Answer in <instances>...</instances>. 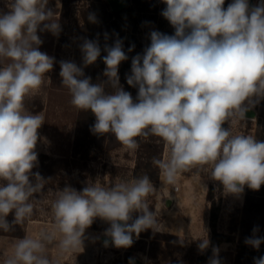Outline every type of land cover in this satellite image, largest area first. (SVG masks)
Wrapping results in <instances>:
<instances>
[{"label": "clouds", "instance_id": "9594fccd", "mask_svg": "<svg viewBox=\"0 0 264 264\" xmlns=\"http://www.w3.org/2000/svg\"><path fill=\"white\" fill-rule=\"evenodd\" d=\"M161 15L175 29L173 35L150 33V45L131 61L128 85L138 88L133 99L119 83L118 66L128 59L123 42L105 44L103 75L92 83L83 67L60 61L59 76L70 103L95 116L93 134H112L125 149L135 151L142 140L160 138L167 149L153 157L164 185L194 168L205 170L223 186L226 194H240L244 186L258 190L264 185V141L231 132V124L243 120L250 107L264 99V0L255 7L248 0H162ZM49 0H6L0 10V231L31 219L34 194L48 180L32 169L38 165L35 151L44 123L41 113L26 107L27 97L41 90L54 58L41 52L38 31L59 35L61 25L48 7ZM88 20L95 23L90 13ZM107 40L108 34L105 33ZM129 48V51L133 50ZM84 66L101 56L98 40L80 45ZM107 89H111L108 91ZM229 122V127L222 125ZM139 138V139H138ZM204 166H207L205 168ZM30 177L34 178L30 179ZM6 182V183H5ZM149 175L119 180L110 187L87 183L77 191L71 186L57 190L52 202L53 224L35 237L13 244V253L2 264H52L49 246L61 255L82 248L85 230L96 218L108 222L104 235L116 248L133 245V235L159 231L156 212L147 197L156 193ZM171 198V197H169ZM140 213L134 220L132 214ZM14 213L11 223L6 219ZM132 221L129 223V221ZM253 235L245 244L259 249L264 237ZM210 241L200 239L201 251ZM104 246H109L105 239ZM213 248L209 264H220ZM129 264H134L130 259ZM264 264V256L254 258Z\"/></svg>", "mask_w": 264, "mask_h": 264}, {"label": "rangeland", "instance_id": "374dc122", "mask_svg": "<svg viewBox=\"0 0 264 264\" xmlns=\"http://www.w3.org/2000/svg\"><path fill=\"white\" fill-rule=\"evenodd\" d=\"M232 0H225L224 8ZM6 0H0V10L7 11ZM130 10L119 17L112 16L109 6L104 0H70L64 16L65 22L59 35L51 32L38 31L43 43L39 46L41 52L53 57V69L45 75L41 90L25 100L26 107L33 113H41L44 123L38 129L41 137L35 151L38 153V165L33 173L39 172L48 180L41 193L34 194V213L31 219L20 225H13L10 232L35 237L42 229L53 224L51 204L56 199L57 190L71 186L77 191L87 183H100L110 187L119 180H130L133 177L149 175L156 193L147 197L150 210L156 212L159 221V231L147 229L129 248L105 247L100 236L110 227L94 228V222L102 223L96 218L85 230L83 246L74 252L61 255L55 247L49 246L46 254L52 264H129L130 259H137L134 264H209L213 257V248H218L220 264H254V258L264 256V243L259 249L245 244V239L255 233L264 237V185L258 190L244 186L240 194H226L219 181L213 180L208 172L194 168L182 173L175 185H164L160 179L159 169L152 163L153 157L162 158L167 153L164 142L158 137L142 140L135 151L124 148L112 134L98 135L90 130L95 123V116L90 111H82L71 103L67 88L62 86L59 76L60 61H72L83 67L86 76L92 78V83L106 80L103 75L106 65L103 63L105 44L111 46L116 39L123 42V50L128 59L118 66L119 83L123 89L131 93L135 100L138 88L128 85L126 77L131 74V61L137 54H143L150 45V33L159 31L173 35L175 29L162 15L166 4L162 0H128ZM48 7L59 16L62 12V0H49ZM92 13L96 22H90L88 15ZM116 22V23H115ZM116 27L117 30L110 28ZM105 33L108 34L107 40ZM84 39L98 40L101 56L91 65L84 66L80 45ZM132 51H129L130 47ZM111 91V89H107ZM264 102L262 99L255 106L254 116L237 119L231 124L233 135H251L264 141ZM229 122L222 127L228 128ZM259 131V132H258ZM260 133V135L258 134ZM139 139V138H138ZM207 168V166H204ZM33 179V177H30ZM6 183V182H5ZM250 192L249 203L245 204V196ZM171 197V203L166 199ZM140 213L134 212L132 220ZM6 219L11 223L14 213H9ZM132 221L130 220L129 223ZM210 241L206 250L198 247L200 239ZM218 239V245L212 241ZM11 240V239H10ZM242 250L252 251L250 263L249 253L241 263H236L234 254L237 245ZM11 249L13 245H8ZM12 250H0V264ZM205 255L202 261L198 258Z\"/></svg>", "mask_w": 264, "mask_h": 264}, {"label": "trees", "instance_id": "16d2710c", "mask_svg": "<svg viewBox=\"0 0 264 264\" xmlns=\"http://www.w3.org/2000/svg\"><path fill=\"white\" fill-rule=\"evenodd\" d=\"M69 1H70V0H62V10H61L62 12L60 13V16H59V23H60V25H61V28H62V26H63V23L65 22V20H64V16H65V14L67 13V10H68V2H69ZM104 1H105V3L109 6L110 13H111L112 16L119 17V16H121V15L123 14V12L130 10V6L127 5V6H126L124 9H122L121 11H119V12H115V11L112 10V8L110 7L108 1H107V0H104ZM115 23H116V22H115ZM110 29H111V30L114 29V31H115V29L117 30L116 27H112V28H110ZM262 102H264V99H262ZM262 106H264V104H262ZM258 132H259V131H258ZM258 134L260 135V133H258ZM259 138L262 139V138H264V137H259ZM257 139H258V138H257ZM249 198H250V192L248 191L247 194H246V196H245V204L249 203ZM108 224H109V223H108V222H105V221H103L102 223L94 222L93 226H94V228H104V227H106ZM11 234H14V233H11ZM23 234H24V231H21L20 233H16V234H14V235L23 236ZM218 243H219V242H218V239H215V240L212 241V245H213V246H217ZM247 252L249 253L248 261H249V263H250V262L252 261V260H249V259H251L250 257H251L252 251H251V250H250V251H247V250L243 251V250H242V247L238 244L237 247H236L235 254H234V260H235V262H236V263H241V262L244 260V258H245V254H246ZM204 256H205V255H201V256L198 258L197 261H198V262L202 261V259L204 258Z\"/></svg>", "mask_w": 264, "mask_h": 264}, {"label": "water", "instance_id": "95a60500", "mask_svg": "<svg viewBox=\"0 0 264 264\" xmlns=\"http://www.w3.org/2000/svg\"><path fill=\"white\" fill-rule=\"evenodd\" d=\"M107 1L109 3L110 7L112 8V10H114L115 12L121 11L128 4V0H107ZM254 114H255V111L251 108L245 113L246 116H254ZM170 203H171V198H167L166 204L169 205ZM105 239H108L109 242L111 241L110 238L106 237L105 235L100 236V240L102 242H104ZM132 260H133V262H136L137 259L133 258Z\"/></svg>", "mask_w": 264, "mask_h": 264}, {"label": "crops", "instance_id": "0c3cea01", "mask_svg": "<svg viewBox=\"0 0 264 264\" xmlns=\"http://www.w3.org/2000/svg\"><path fill=\"white\" fill-rule=\"evenodd\" d=\"M24 235V234H23ZM23 238V236H18V235H14V234H7V233H1L0 232V250L1 251H8V250H12L8 245L10 244H14V242L17 239H21ZM11 239V240H10Z\"/></svg>", "mask_w": 264, "mask_h": 264}, {"label": "built area", "instance_id": "2783aa9c", "mask_svg": "<svg viewBox=\"0 0 264 264\" xmlns=\"http://www.w3.org/2000/svg\"><path fill=\"white\" fill-rule=\"evenodd\" d=\"M248 2H249V5H250V8H251V7H255V6L259 5L261 3V0H248ZM174 189L177 190L178 186L175 185Z\"/></svg>", "mask_w": 264, "mask_h": 264}]
</instances>
